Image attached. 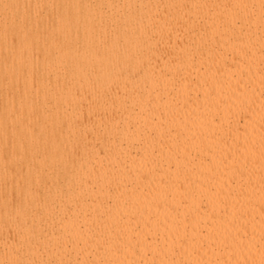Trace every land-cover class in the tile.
I'll return each instance as SVG.
<instances>
[{"label":"bare ground","instance_id":"obj_1","mask_svg":"<svg viewBox=\"0 0 264 264\" xmlns=\"http://www.w3.org/2000/svg\"><path fill=\"white\" fill-rule=\"evenodd\" d=\"M0 264H264V0H0Z\"/></svg>","mask_w":264,"mask_h":264}]
</instances>
